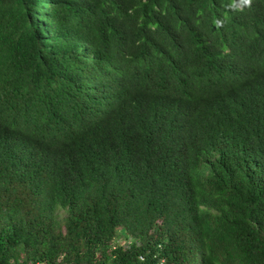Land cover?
<instances>
[{
  "label": "trees",
  "instance_id": "trees-1",
  "mask_svg": "<svg viewBox=\"0 0 264 264\" xmlns=\"http://www.w3.org/2000/svg\"><path fill=\"white\" fill-rule=\"evenodd\" d=\"M196 263L264 264V0H0V264Z\"/></svg>",
  "mask_w": 264,
  "mask_h": 264
},
{
  "label": "clouds",
  "instance_id": "clouds-1",
  "mask_svg": "<svg viewBox=\"0 0 264 264\" xmlns=\"http://www.w3.org/2000/svg\"><path fill=\"white\" fill-rule=\"evenodd\" d=\"M119 236H123L122 235V232L120 233V235ZM198 259V258H197ZM141 260H144V257H141ZM196 261V260H195ZM197 262H198V260H197ZM197 264V263H196Z\"/></svg>",
  "mask_w": 264,
  "mask_h": 264
},
{
  "label": "rangeland",
  "instance_id": "rangeland-1",
  "mask_svg": "<svg viewBox=\"0 0 264 264\" xmlns=\"http://www.w3.org/2000/svg\"><path fill=\"white\" fill-rule=\"evenodd\" d=\"M119 238L122 240V242H123V240H125L124 236H120Z\"/></svg>",
  "mask_w": 264,
  "mask_h": 264
},
{
  "label": "bare ground",
  "instance_id": "bare-ground-1",
  "mask_svg": "<svg viewBox=\"0 0 264 264\" xmlns=\"http://www.w3.org/2000/svg\"><path fill=\"white\" fill-rule=\"evenodd\" d=\"M75 64V63H74ZM111 66V65H110ZM102 67V66H101ZM99 70V69H98ZM95 73V72H94ZM118 74V73H117ZM98 75H99V73H98ZM79 88V87H78ZM47 98V97H46Z\"/></svg>",
  "mask_w": 264,
  "mask_h": 264
}]
</instances>
